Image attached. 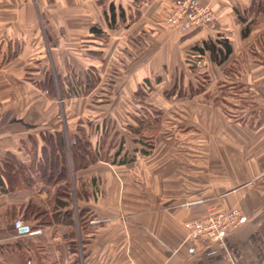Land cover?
I'll use <instances>...</instances> for the list:
<instances>
[{"label":"crops","instance_id":"crops-1","mask_svg":"<svg viewBox=\"0 0 264 264\" xmlns=\"http://www.w3.org/2000/svg\"><path fill=\"white\" fill-rule=\"evenodd\" d=\"M30 1L0 0V166L7 155L24 166L0 175V264H264V9L252 8L263 0H198L216 21L187 31L165 23L171 0H144L136 20L114 29L104 4L83 23L78 18L77 32L65 23L23 26L22 6L29 13ZM92 1L117 2L126 17L134 9L132 0ZM93 24L107 34L102 62ZM70 33H79L77 41L93 38L77 62L84 60L81 71L96 69L99 80L86 94L62 98L45 82L52 62L68 93ZM219 38L232 47L222 65L194 51ZM201 74L208 85L196 92ZM225 82L237 85L239 102L252 104L239 120L211 100ZM87 112L91 132L81 122ZM109 118L113 135L125 136L122 152L117 157V147L112 163L99 157L77 171L80 197L67 218L71 208L53 196L65 183L40 178L37 151L57 133L69 146L71 129L78 130L74 139L82 128L97 157ZM145 138L153 144L148 154L141 152ZM121 157L128 161L120 164ZM29 204L42 207L45 219L26 221ZM235 208L243 216L223 244L187 239L185 222ZM17 220L24 227L16 229Z\"/></svg>","mask_w":264,"mask_h":264},{"label":"rangeland","instance_id":"rangeland-1","mask_svg":"<svg viewBox=\"0 0 264 264\" xmlns=\"http://www.w3.org/2000/svg\"><path fill=\"white\" fill-rule=\"evenodd\" d=\"M132 4H134V9L128 11V15L126 17V22L125 23H121L120 21L117 22L116 28L119 26H125L127 25L129 22H132L134 20H136V18L139 15V7L142 4V2L144 0H132ZM105 4V8L103 9V15H104V19L106 21L105 18V12L108 11L110 4H114L117 12H119V7H122L120 4H117V2H100V1H82L80 2L79 0H69V1H61V0H33L30 1V5L31 8L29 9V13L25 14V12L27 11L26 7H25V3H23L22 6V25L23 26H33L36 25L39 28H43L46 27L48 25H52L53 24L55 26H62V23H65L63 25H67L71 30L74 29L77 32V29L79 28V23L78 22V18H80V22L83 23V19L82 17H84L85 15H93L92 13H87V12H91V11H95L97 12V9L99 8L100 5H104ZM94 12V13H95ZM126 13V11H125ZM165 23H166V19H165ZM16 25L18 24L17 22L15 23ZM96 26V24H93V26ZM98 26V25H97ZM92 27V26H91ZM91 34V33H90ZM79 33H70V58H69V85L74 84L77 85L78 81H82L84 83V81H86L87 77H98V71L96 69H94L93 67H89L86 68V70L81 71L80 70V66L82 64V62H84V60L82 62L78 61L77 62V57H81V53H85L84 49L88 48L86 47V45L89 43V39H93L90 36H88V38H80L81 40L77 41V37H78ZM101 41V44L98 45V49H97V56H100V58L97 57V61L102 62L103 61V57L101 56V52L103 53V50L105 48V46L107 45V34L105 37L98 39ZM65 45V43H64ZM93 50V48H92ZM60 51V50H59ZM61 53V51L59 52ZM95 53L93 52H88L87 53V57H91V56H95ZM55 54L53 55V61L56 62V58H55ZM85 58V56H84ZM83 65V64H82ZM48 75L47 78H51L53 84L55 85V96H57L59 87L57 86V69L56 66L54 64H52V62L48 63ZM78 77H81L80 79ZM83 77H85L83 79ZM112 77V73H108L106 75L105 78V82L107 84H105L106 88V92L108 94H110L111 92V82L110 79ZM84 80V81H83ZM196 92H203L206 90V87L208 85V79L205 75L201 74L200 77L198 78V82L196 83ZM225 86H221L219 85V87H217L216 90V95L211 99V100H215L218 102H221V104L223 105V107L225 108V111L227 113V115L231 118V120H239L240 117H243V111L244 108H246V111H248V109L252 108V104L250 102H239V94L241 92L238 91L237 85L236 84H231L229 82H225L224 83ZM104 87V86H103ZM174 89V88H173ZM172 89V91H173ZM79 92L83 93L84 89L78 87ZM149 92V91H148ZM171 92V91H170ZM142 93H139V96H141ZM170 94V93H169ZM78 96V94L76 95ZM92 98V97H91ZM109 98V97H108ZM102 99V102H105L107 100V97L104 96V98H100ZM61 100V99H60ZM59 100V101H60ZM96 101H98L99 99H95ZM247 100V99H246ZM223 101V102H222ZM108 104V103H105ZM107 115V114H106ZM109 115V114H108ZM89 118H81V122L83 124H86L88 126H90V132H91V120H89L91 118L92 113H88L86 114V117ZM110 116V115H109ZM145 116V115H144ZM144 116L141 115V119H144ZM101 116H98V118L96 119L97 121L100 120ZM149 117H153L152 115H149ZM84 119V120H82ZM72 121V119H71ZM74 122H76V119L73 120ZM145 121V120H144ZM149 120H146L144 122L148 123ZM115 120L110 119L108 120V129L105 133H103V136L101 138H98L97 142L100 148V154L97 153V157L95 156V151L93 149V144H91L90 140H91V136L89 137L86 134V131L81 128V130H79L80 132V137L83 138V140L86 143V146L88 147V149L94 154V156L92 157L93 159H95V161H91V163H95L97 161V159H99V157L103 160H106V162L112 163V153H114V149H116L117 147H119V149H123V138H125V136L121 137V136H116L113 135L112 132V124L114 125ZM116 124V123H115ZM78 131L77 129H75V131H73L71 129V142H72V136H74V132ZM85 133V134H84ZM145 143H150V139L145 138V141H143ZM44 148V147H43ZM82 152H85L84 147L82 148ZM38 153L41 152V155L44 153V151L42 150H38ZM126 157H121L120 159H124ZM67 167H68V179H67V183L71 184V193H70V197L72 199L71 203L72 205L70 206L71 209H69V211H73V216H75V212L77 211L76 208V202L78 201V198L80 197V194L78 193L76 187H77V176L76 173L78 170L83 169L84 167L78 166V164L75 162V160H73L72 158V154L70 151V148L67 149ZM39 165L41 163H38ZM55 164L53 163V161L51 162V166L49 165V168L47 167V169H55ZM65 180V179H64ZM61 181V180H60ZM64 185L62 186V184H60L59 187H67L68 184L66 183V181H64ZM67 184V185H66ZM61 192H59V190H57V192H55V194H53V196H58V194H60ZM229 210H238L241 213V216H243V212L240 209H228V210H220V211H229ZM220 211H216L212 214H215L217 212ZM24 212V211H23ZM53 212V210L51 211ZM25 213V212H24ZM211 215V214H210ZM209 216V215H208ZM206 216V217H208ZM205 217V218H206ZM32 219V218H31ZM204 219V218H203ZM194 221V220H193ZM189 222V221H187ZM186 223V222H185ZM185 223H184V227H185ZM239 224V223H238ZM237 224V225H238ZM236 225V226H237ZM235 226V227H236ZM186 230V229H185ZM187 232V231H186ZM127 264H137L135 261L133 260H129V262Z\"/></svg>","mask_w":264,"mask_h":264},{"label":"trees","instance_id":"trees-1","mask_svg":"<svg viewBox=\"0 0 264 264\" xmlns=\"http://www.w3.org/2000/svg\"><path fill=\"white\" fill-rule=\"evenodd\" d=\"M262 4H263V7H262ZM257 5H258V10L264 9V0L261 1L260 3L255 2L252 8L256 7ZM237 14H238V18L241 21H243L240 15V12L237 11ZM105 18H106L108 27L110 29H114L116 28L118 21H120L121 23L126 22V13L123 7H119V12H117L115 5L110 4L108 11L105 12ZM90 33L96 39H100L106 36V33L97 25L96 26L94 25L90 28ZM247 33H248V28L244 30V35H246ZM194 51L199 54H204V52L208 51L211 54L212 60L216 64L222 65L225 61H227V59L231 55L232 47L228 39L219 38L215 41L213 40L204 41L201 46L200 45L195 46ZM98 80H99V77H87L84 83L82 81H78L77 85L70 83V85L68 84L69 85L68 93L64 92V89L62 88V83L59 78L57 79V83L60 89L61 96L62 98H64V95L71 97L77 94H81L78 90V87H80L81 89L83 88L84 89L83 93L86 94L91 88L94 87L95 83ZM45 86L50 90L52 88L53 90H55L54 88L55 85L53 84L51 78H47L45 82ZM69 142L70 143L68 146L66 143L65 137L61 135V133H57L54 136V138L51 136L45 138L46 145L43 148L44 153L41 156V161H39V163L41 164L40 165L37 164L38 170L41 173V177H40L41 179L47 181L48 183H53V184H57L59 182H64V181H66L67 183V179L69 176L68 171H67L68 167H67V159H66L68 148H70L72 158L73 160H75L78 166L85 167L91 164L92 160L95 161V159L92 158L94 154L88 149L82 137H80L79 135H75L74 139H72V142H71V138ZM145 146H146L145 149L141 151L142 154H148V152L153 148V144L151 142L145 143ZM81 147L82 148L84 147L85 152H82ZM121 152H122V149L121 150L119 149V151H117V154H116L117 157L120 156ZM13 159L14 157L12 155H7L1 161V164H2V166H0L1 176L7 177L8 175L12 173L13 170L18 169L16 172H19L20 170L24 168L22 164L18 162L16 163L15 160ZM52 161L55 164L54 165L55 169L54 170L47 169V167L49 168V165L51 166ZM127 161L128 160L126 158L119 160L120 164H124ZM48 171H50V173H47ZM1 182L2 181L0 179V185H1ZM70 188H71V184H68L67 187L65 188L59 187L58 189L59 192L61 193L58 194V196L56 197L61 199V200L57 199L60 202L59 205L61 206V208L68 207V206L70 207L72 205L71 203L72 199L69 198L70 193H71ZM24 212H25L24 218L26 221L31 220V218L38 219L40 217H44L45 219V215H46L45 210L42 207L37 206L36 204H29L24 210ZM72 212L73 211L68 210V212L66 213L67 218L73 217Z\"/></svg>","mask_w":264,"mask_h":264},{"label":"built area","instance_id":"built-area-1","mask_svg":"<svg viewBox=\"0 0 264 264\" xmlns=\"http://www.w3.org/2000/svg\"><path fill=\"white\" fill-rule=\"evenodd\" d=\"M216 21L214 11L209 5L198 0H171L166 24L172 28L187 31L192 27L213 26ZM238 210L220 211L200 220L185 223L187 239H200L224 243L227 234L241 221ZM16 229L24 227L21 220L14 223Z\"/></svg>","mask_w":264,"mask_h":264}]
</instances>
